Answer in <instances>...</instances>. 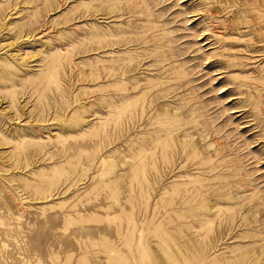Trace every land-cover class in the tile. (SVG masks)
<instances>
[{"label": "rangeland", "instance_id": "rangeland-1", "mask_svg": "<svg viewBox=\"0 0 264 264\" xmlns=\"http://www.w3.org/2000/svg\"><path fill=\"white\" fill-rule=\"evenodd\" d=\"M0 264H264V0H0Z\"/></svg>", "mask_w": 264, "mask_h": 264}, {"label": "bare ground", "instance_id": "bare-ground-1", "mask_svg": "<svg viewBox=\"0 0 264 264\" xmlns=\"http://www.w3.org/2000/svg\"><path fill=\"white\" fill-rule=\"evenodd\" d=\"M217 22V21H216ZM191 29V28H190ZM196 33V32H195Z\"/></svg>", "mask_w": 264, "mask_h": 264}]
</instances>
